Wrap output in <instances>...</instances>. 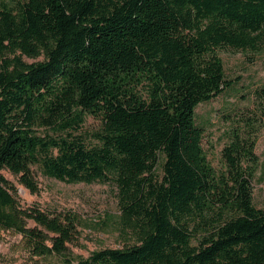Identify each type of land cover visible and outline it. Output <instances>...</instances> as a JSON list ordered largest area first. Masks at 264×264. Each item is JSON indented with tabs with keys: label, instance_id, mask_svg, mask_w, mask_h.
Wrapping results in <instances>:
<instances>
[{
	"label": "trees",
	"instance_id": "1",
	"mask_svg": "<svg viewBox=\"0 0 264 264\" xmlns=\"http://www.w3.org/2000/svg\"><path fill=\"white\" fill-rule=\"evenodd\" d=\"M225 48L264 51V0H2L0 229L60 264H264L252 185L264 86L221 170L196 118L234 83ZM88 116L99 124L85 135ZM34 166L112 182L130 240L72 255L76 216L22 205L3 172L36 192Z\"/></svg>",
	"mask_w": 264,
	"mask_h": 264
},
{
	"label": "rangeland",
	"instance_id": "2",
	"mask_svg": "<svg viewBox=\"0 0 264 264\" xmlns=\"http://www.w3.org/2000/svg\"><path fill=\"white\" fill-rule=\"evenodd\" d=\"M218 55L226 76L234 79V83L213 99L200 103L196 118L205 130L202 147L207 159L216 170H221L224 168L222 150L230 141L231 131L242 127L239 125L241 117L254 109L255 90L264 86V51L225 48L218 49ZM98 124L96 118L88 116L83 133L88 135L85 131L95 130ZM255 153L259 160L252 179L253 201L264 209V124L257 131ZM33 168L38 184L36 192L21 184L11 172H3L17 186L22 205H37L50 212H69L76 216L77 237L68 244L72 255L85 258L98 249L123 247L130 240L118 203L117 187L112 182H67L43 174L36 166ZM0 264L60 262L54 258H32L24 247L21 234L0 229Z\"/></svg>",
	"mask_w": 264,
	"mask_h": 264
}]
</instances>
